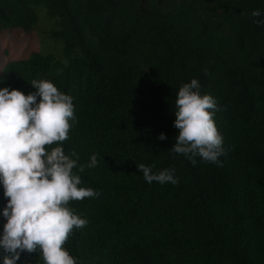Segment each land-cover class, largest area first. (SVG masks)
Returning <instances> with one entry per match:
<instances>
[{
    "label": "trees",
    "instance_id": "trees-1",
    "mask_svg": "<svg viewBox=\"0 0 264 264\" xmlns=\"http://www.w3.org/2000/svg\"><path fill=\"white\" fill-rule=\"evenodd\" d=\"M256 20L264 0H0V34L38 31L42 42L0 68V88L28 94L32 80L52 81L75 105L65 154L78 153L79 164L97 154V166L78 174L100 195L69 204L88 220L64 246L78 264H264ZM193 78L217 103L222 166L170 151L176 95ZM140 163L174 169L178 184L146 182ZM6 203L0 185V234ZM16 264L43 260L22 253Z\"/></svg>",
    "mask_w": 264,
    "mask_h": 264
},
{
    "label": "clouds",
    "instance_id": "clouds-1",
    "mask_svg": "<svg viewBox=\"0 0 264 264\" xmlns=\"http://www.w3.org/2000/svg\"><path fill=\"white\" fill-rule=\"evenodd\" d=\"M252 15L258 17L261 12L257 9ZM30 84L35 91L28 94L0 88V185L7 199L2 210L6 223L0 234L3 264H16L22 253H38L43 264H78V258L64 246L74 230L86 227L88 220L69 204L100 195L90 187H81L78 174L97 166V154L86 164L78 163L75 151L65 154L62 145L76 121L73 98L48 79H34ZM216 110L215 98L201 94L198 79L182 83L174 111L178 135L170 151L194 165L199 156L222 166L219 157L227 153L214 121ZM166 138L164 133L158 136L159 140ZM137 169L148 183L179 182L172 168L153 173L151 166L140 163Z\"/></svg>",
    "mask_w": 264,
    "mask_h": 264
},
{
    "label": "rangeland",
    "instance_id": "rangeland-1",
    "mask_svg": "<svg viewBox=\"0 0 264 264\" xmlns=\"http://www.w3.org/2000/svg\"><path fill=\"white\" fill-rule=\"evenodd\" d=\"M37 33L38 31L32 32L29 35V38H27V36L21 35L20 33H1L0 68L5 63L7 64L12 60L18 59L22 54H27L29 51L36 50L38 46L40 47L41 40L38 39ZM34 43L37 44V47ZM41 49L43 50V47Z\"/></svg>",
    "mask_w": 264,
    "mask_h": 264
}]
</instances>
